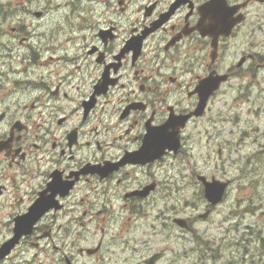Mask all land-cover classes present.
<instances>
[{
  "label": "flooded vegetation",
  "instance_id": "af4514ba",
  "mask_svg": "<svg viewBox=\"0 0 264 264\" xmlns=\"http://www.w3.org/2000/svg\"><path fill=\"white\" fill-rule=\"evenodd\" d=\"M244 3L237 14L245 21L250 8H264L252 0H54L36 20L28 8L12 9L26 12L16 24L0 17V252L17 239L0 264H119L106 246L109 224L143 230L145 208L158 200L154 219L166 239L135 264L154 253L157 264H209L217 242L237 254L226 264H246L247 252L248 262L264 264V222L243 233L245 209L264 207V188L259 198L237 200L235 222L209 241L196 224L218 207L196 210L203 173L182 153L228 82L264 70L260 45L243 40V24L214 43L207 35L220 6ZM224 76L203 115L181 126L199 103L200 84ZM159 133L177 136L180 151L143 153ZM182 193L195 204L183 212Z\"/></svg>",
  "mask_w": 264,
  "mask_h": 264
},
{
  "label": "rangeland",
  "instance_id": "374dc122",
  "mask_svg": "<svg viewBox=\"0 0 264 264\" xmlns=\"http://www.w3.org/2000/svg\"><path fill=\"white\" fill-rule=\"evenodd\" d=\"M42 1L44 2V0ZM28 3L29 0L26 1V6H28ZM16 4V0H0V5L14 7ZM241 31L245 37H253L254 42L257 41L260 45L259 49L261 51H259L264 54V8H252L249 19ZM234 84L235 82L230 83L226 88V94L222 93L212 103L211 113L207 120H204L205 123L208 122V124H204L207 132L199 134L195 130L196 133L189 144L194 157V159L191 158V162L195 164L199 172H202L207 177L228 178L232 181L224 204L207 221H200L196 224L199 236L204 234V237L208 238L209 241L221 237L225 227L235 222L233 211L236 208L237 200L241 198L250 200V198L256 199L261 196L250 185L243 188V197L239 196L237 175L239 173L238 169L243 166L246 160L247 162L251 161L253 167L264 169V161L260 162L261 158L259 156L247 159L256 152V145L264 141V70L259 78L258 87L253 86L254 88H251L248 92L243 91L240 94ZM212 121L213 123H211ZM243 136L246 140L240 144L238 139ZM217 143H220L221 148H224L222 150V163L225 169L222 170L218 168L221 166V160L216 159L214 156L217 150L215 149L214 151L213 146ZM207 151H214L210 159L205 156ZM209 163L213 167H208ZM215 166L218 170L215 169ZM196 198L197 196H194V199ZM189 200L190 205H195L190 198ZM160 204L161 200H158L157 205H149L145 208L147 215H143V230L140 227L133 228L131 226L130 229L121 227L119 219L109 224L111 231L108 234L109 240H107L108 245L106 246L112 249L113 256L111 253L109 254L113 258L117 256L116 260L119 261V264H135L140 262L146 255L163 247L159 241L166 239V237L161 234L159 223L154 219ZM202 207L203 205L201 204L199 209H202ZM184 209L185 207L181 206L180 211L183 212ZM229 211L232 213L230 214ZM258 214H256L257 216L244 214L243 233H246L245 231L247 230L256 231V223L259 221L264 222V219H258ZM140 224L141 222L138 221V226ZM112 237L113 239H111ZM171 242L176 241L174 238H169L165 246L171 248ZM224 251L227 255L232 251V247L228 246ZM105 264L113 263L106 262Z\"/></svg>",
  "mask_w": 264,
  "mask_h": 264
},
{
  "label": "water",
  "instance_id": "95a60500",
  "mask_svg": "<svg viewBox=\"0 0 264 264\" xmlns=\"http://www.w3.org/2000/svg\"><path fill=\"white\" fill-rule=\"evenodd\" d=\"M228 28H230V26ZM201 86L204 92L202 95L203 102H201V104L198 106V109H197L198 112L196 113L197 115H199L200 112L202 111L203 106H204V101L207 99L210 92H212L213 89L217 88V85H211L209 80H207V82L205 84H202ZM203 185H204L205 198L209 203H211L212 205H215L221 201L225 184H218V182H212V183L204 182Z\"/></svg>",
  "mask_w": 264,
  "mask_h": 264
},
{
  "label": "bare ground",
  "instance_id": "6f19581e",
  "mask_svg": "<svg viewBox=\"0 0 264 264\" xmlns=\"http://www.w3.org/2000/svg\"><path fill=\"white\" fill-rule=\"evenodd\" d=\"M243 50V49H242ZM241 246H239L238 248H240ZM244 250V249H243Z\"/></svg>",
  "mask_w": 264,
  "mask_h": 264
}]
</instances>
